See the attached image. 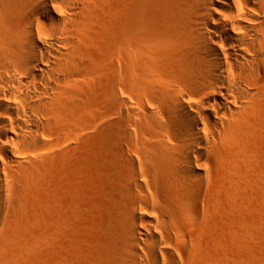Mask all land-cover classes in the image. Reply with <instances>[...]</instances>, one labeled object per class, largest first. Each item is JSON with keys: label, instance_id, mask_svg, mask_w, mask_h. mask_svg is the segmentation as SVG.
Returning <instances> with one entry per match:
<instances>
[{"label": "bare ground", "instance_id": "1", "mask_svg": "<svg viewBox=\"0 0 264 264\" xmlns=\"http://www.w3.org/2000/svg\"><path fill=\"white\" fill-rule=\"evenodd\" d=\"M261 133L264 0H0V223L56 168L54 264L238 263L206 197Z\"/></svg>", "mask_w": 264, "mask_h": 264}, {"label": "rangeland", "instance_id": "2", "mask_svg": "<svg viewBox=\"0 0 264 264\" xmlns=\"http://www.w3.org/2000/svg\"><path fill=\"white\" fill-rule=\"evenodd\" d=\"M92 143L94 142L92 141ZM248 153V168H246L245 175L250 181L240 182V184L234 183L233 185L223 178L218 179L217 183L211 186L206 197L208 201L212 202L210 213L212 216L211 239L213 241H210V243L215 242L217 244L216 249H218L222 242L219 241L221 234L228 225H231L236 234V245L232 251L238 262L236 264H264V133H261L252 142V145L248 148ZM242 165L246 166V161L245 163L242 162ZM243 169V167L240 168V170ZM55 171L56 168L51 169L48 177V187L40 189L36 193L26 214L20 217V221L24 223L23 226H15V219L13 217L12 220L9 219L12 212L6 209V213L9 212L10 215L4 216L0 223V230H2L0 232L3 233L2 235L0 233V245L4 246L2 247L3 250L0 249V255L2 254L0 264L56 263L53 259H56L59 242L58 232H56V220L53 221L56 219V208L53 201H56L57 191L64 186V183L58 180ZM86 174L87 176H85ZM86 174L84 175L87 177L84 179L85 181L74 177V183H78L79 190H77L80 197L86 196L85 198H90L94 203H97L100 199H105V191L108 187L105 173L99 170H90ZM85 182L86 184H84ZM9 197L10 199L13 198L11 195ZM19 215L17 214L16 217L18 218ZM5 217L8 219H6L7 223L10 220L8 226ZM24 226L27 227L24 228ZM80 235L84 237L82 233ZM66 246L72 250L75 248L69 244H66ZM15 247L20 248L21 251L19 262L12 258V251ZM5 248L6 251H4ZM9 248L10 250H8ZM223 248L225 249V246ZM33 250L34 252H32ZM3 251L5 253H2ZM7 251L8 253H6ZM9 253L10 255L6 257L5 254Z\"/></svg>", "mask_w": 264, "mask_h": 264}]
</instances>
